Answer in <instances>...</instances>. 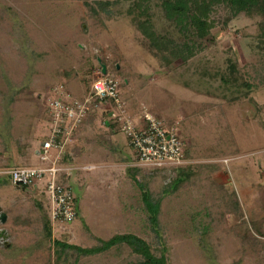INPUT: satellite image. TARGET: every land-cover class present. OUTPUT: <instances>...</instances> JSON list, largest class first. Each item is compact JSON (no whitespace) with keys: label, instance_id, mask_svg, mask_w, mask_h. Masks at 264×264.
Returning a JSON list of instances; mask_svg holds the SVG:
<instances>
[{"label":"rangeland","instance_id":"obj_1","mask_svg":"<svg viewBox=\"0 0 264 264\" xmlns=\"http://www.w3.org/2000/svg\"><path fill=\"white\" fill-rule=\"evenodd\" d=\"M162 1L105 7L94 0H0V209L6 215L0 231L7 237L0 238V264L141 263L125 244L94 256L71 249L57 255L54 246L91 248L97 239L123 234L143 239L159 256L129 169L160 201L168 264H264V237L255 233L264 228V19L214 7L210 35L196 41L168 21ZM136 4L148 11L154 33L173 46L194 42L200 49L185 63L164 60L169 53L139 31L145 17L137 16ZM229 63L242 76L225 84L232 79ZM100 65L119 82L125 116L157 117L178 132L184 157L178 166L138 167L113 118L118 109L92 107L60 161L68 169L60 180L71 188L77 212L71 225L61 226L51 221L42 183L23 189L5 173L21 167L13 162L18 156L27 161L23 167L45 165L31 157L47 134L52 90L63 87L82 100ZM243 79L251 91L240 85ZM177 180L180 188L165 194Z\"/></svg>","mask_w":264,"mask_h":264},{"label":"built area","instance_id":"obj_2","mask_svg":"<svg viewBox=\"0 0 264 264\" xmlns=\"http://www.w3.org/2000/svg\"><path fill=\"white\" fill-rule=\"evenodd\" d=\"M119 88L118 80L107 73L103 75L102 71L93 78L82 100L72 98L63 87H55L52 90L55 97L47 102L50 129L38 153L40 162L45 165L14 168L5 173L15 186L23 188L43 184L53 223L67 226L76 219L72 190L60 180L62 173L68 169L63 168L60 161L92 107L113 105L118 109L113 118L120 122L138 167L162 169L178 166L183 161L185 145L178 132L146 112L133 120L125 116V111H121Z\"/></svg>","mask_w":264,"mask_h":264},{"label":"trees","instance_id":"obj_3","mask_svg":"<svg viewBox=\"0 0 264 264\" xmlns=\"http://www.w3.org/2000/svg\"><path fill=\"white\" fill-rule=\"evenodd\" d=\"M97 1V4L100 6V3H104V6H111L113 4H118L120 1L125 0H94ZM138 13V17H145V20L139 23L138 29L141 34L151 43L152 47L157 49L158 51H167L169 53L168 57H163L164 60L167 61L174 59H180L183 63L192 58L196 54V50L198 51L200 47L196 46L193 42L191 45L189 43H183L180 47L173 46L171 41H167L164 36L158 35L154 33L153 25L151 24V17L148 11L142 10L140 12V5H135ZM222 6L229 10L231 13L239 14L240 12H244V14L248 15H258L264 19V0H163L162 8L165 12V16L168 21L173 22L176 26L177 30L188 39V35L191 38H196L198 40H204L210 35V30L212 25L209 21L210 14L214 7ZM133 9L130 8L128 14H132ZM264 22V21H263ZM264 24V23H262ZM231 57V56H230ZM233 59V57H232ZM227 63L231 61V59H226ZM230 70V76L232 77L231 81L225 80L226 83H235L234 80H239V76H242L237 69L236 63H229L228 66ZM236 77V78H235ZM241 86L248 89V92L251 91L252 85L245 81L240 84ZM245 96L251 101L252 99ZM50 119V118H49ZM44 141V139L42 140ZM184 157V155H183ZM135 169H129V177L134 182L138 190L140 191V196L144 207L148 214V221L151 226L152 231L154 232L158 243L161 246V252L159 256H156L152 252L151 246L144 241L143 239L137 237L132 234H123V235H115L107 241L97 239L99 245L91 248H81L75 245H69L62 241H54V246L57 248V255H60V252L64 250H74L79 255L82 256H94L100 253H103L113 246L119 244H125L133 254L139 256L142 261L139 264H168L167 259V248L165 247L162 240V233L160 229L159 222V211H160V201H153L149 189L139 182L136 179L134 174ZM7 181L9 179L7 178ZM182 181L177 180L176 183H173L170 190H165V194L169 193L171 190H177L180 188ZM167 187V189L169 188ZM29 187H23V189H27ZM77 217V212H76ZM50 221L46 218L44 223V228L48 237H51V227ZM255 233L258 237H264V228L259 226L255 228ZM60 250V252H59Z\"/></svg>","mask_w":264,"mask_h":264},{"label":"crops","instance_id":"obj_4","mask_svg":"<svg viewBox=\"0 0 264 264\" xmlns=\"http://www.w3.org/2000/svg\"><path fill=\"white\" fill-rule=\"evenodd\" d=\"M73 91H74V89H72ZM77 91V90H76ZM75 92V91H74ZM72 93V92H71ZM48 124H49V126H48V129H47V134H48V132H49V129H50V119H49V122H48ZM47 134H46V136H47ZM46 136H45V138H46ZM39 150H40V147H39V149H36L35 151H34V155L31 157V163L33 164L34 162H39L40 163V161H39V158H38V153H39ZM14 160V159H13ZM12 160V161H13ZM13 162H15V164H17L18 166H21V167H23V166H26L25 165V163L27 162L26 160H24V161H21L20 160V158H19V156H18V158H16ZM40 185V184H39Z\"/></svg>","mask_w":264,"mask_h":264},{"label":"water","instance_id":"obj_5","mask_svg":"<svg viewBox=\"0 0 264 264\" xmlns=\"http://www.w3.org/2000/svg\"><path fill=\"white\" fill-rule=\"evenodd\" d=\"M100 67H101L102 74L105 75L107 73L106 66L100 65ZM5 222H6V215L0 209V223L4 224ZM1 237L5 238V239L7 238L5 236V231H0V238Z\"/></svg>","mask_w":264,"mask_h":264}]
</instances>
